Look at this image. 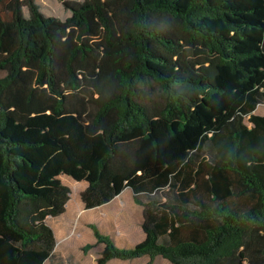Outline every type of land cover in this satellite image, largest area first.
Returning a JSON list of instances; mask_svg holds the SVG:
<instances>
[{
  "label": "trees",
  "instance_id": "16d2710c",
  "mask_svg": "<svg viewBox=\"0 0 264 264\" xmlns=\"http://www.w3.org/2000/svg\"><path fill=\"white\" fill-rule=\"evenodd\" d=\"M60 1L0 0V264H72L63 178L141 209L98 264H264V0Z\"/></svg>",
  "mask_w": 264,
  "mask_h": 264
},
{
  "label": "rangeland",
  "instance_id": "374dc122",
  "mask_svg": "<svg viewBox=\"0 0 264 264\" xmlns=\"http://www.w3.org/2000/svg\"><path fill=\"white\" fill-rule=\"evenodd\" d=\"M39 1L46 15L62 19L69 16L60 0ZM255 114L264 116V106L258 107ZM63 179L72 192L67 214L59 219H49L57 232L59 255L66 258L72 256V264H98L104 246L97 244L92 226H96L102 234L122 245L118 246L119 248H132L143 240L144 235L140 228L141 209L134 204L129 191L123 192L112 204L87 212L80 198L86 184ZM90 246L92 248L89 249ZM150 262L148 257H143L129 261L112 260L107 264H149ZM152 264L170 263L160 257Z\"/></svg>",
  "mask_w": 264,
  "mask_h": 264
},
{
  "label": "crops",
  "instance_id": "0c3cea01",
  "mask_svg": "<svg viewBox=\"0 0 264 264\" xmlns=\"http://www.w3.org/2000/svg\"><path fill=\"white\" fill-rule=\"evenodd\" d=\"M117 198H118V197H117ZM117 198H116V199H117ZM116 199H115V200H116ZM115 200H114V201H115ZM114 201H113V202H114ZM113 202H112V203H113ZM112 203H110V204H112ZM110 204H109V205H110ZM82 205H83V204H82ZM83 207H84V206H83ZM104 207H105V206H104ZM67 208H68V205H67V207H66V213H65L63 216H61L60 218L64 217V216L67 214ZM102 208H103V207H102ZM84 210H85V209H84ZM85 211H86V210H85ZM87 212H88V211H87ZM57 219H59V218H57ZM49 224H50V222H49ZM50 225H51V224H50ZM51 226H52V225H51ZM52 228H53V230H54V232H55V236H56L57 241H58V244H59V240H58V237H57V232H56V230L54 229L53 226H52ZM143 239H144V236H143ZM58 244H57V247H58ZM116 245H117V246H122V245H120V244H118V243H116ZM128 248H131V247H128ZM56 251H57V249H56ZM62 257H63V258H66V257H64V256H62Z\"/></svg>",
  "mask_w": 264,
  "mask_h": 264
}]
</instances>
